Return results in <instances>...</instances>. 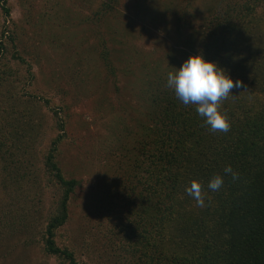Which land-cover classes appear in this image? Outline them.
<instances>
[{
    "label": "rangeland",
    "instance_id": "obj_1",
    "mask_svg": "<svg viewBox=\"0 0 264 264\" xmlns=\"http://www.w3.org/2000/svg\"><path fill=\"white\" fill-rule=\"evenodd\" d=\"M229 1L116 0L106 11L107 0H8V26L26 63L8 55L0 108H33L40 132L25 154L0 149V264H59L38 242L60 196L44 168L54 111L29 93L50 100L68 122L59 162L80 185L61 236L89 264H142L140 252L126 248L135 239L131 228L105 244L96 229L107 221L103 214L111 217L124 206L136 183L132 173L135 160H143L138 147L152 91L196 54L208 23Z\"/></svg>",
    "mask_w": 264,
    "mask_h": 264
},
{
    "label": "trees",
    "instance_id": "obj_2",
    "mask_svg": "<svg viewBox=\"0 0 264 264\" xmlns=\"http://www.w3.org/2000/svg\"><path fill=\"white\" fill-rule=\"evenodd\" d=\"M115 2H103L106 11ZM0 10L1 86L8 55L26 61L15 50L8 0H0ZM195 51L226 69L234 82L241 81V87L232 89L233 95L220 105L229 131H211L195 105L185 106L167 82L160 84L152 91L153 107L138 147L143 160H135L136 183L118 212L102 215L107 221L97 227V237L105 244L117 231L131 228L135 239L126 248L140 252L142 264H264V0L229 1L208 23ZM101 56L115 76L109 53L102 50ZM29 96L43 99L54 111L44 168L48 186L60 191L38 242L59 264H89L60 234L70 221L72 199L80 185L66 176L59 162L68 122L50 100ZM1 111L6 114L0 121V149L30 151L40 132L39 120L32 118L34 109L1 107ZM229 165L237 173L235 180L223 171ZM215 175L223 176L224 183L214 192L207 185ZM192 180L202 186L203 207L185 191ZM126 237L131 239L128 233Z\"/></svg>",
    "mask_w": 264,
    "mask_h": 264
},
{
    "label": "clouds",
    "instance_id": "obj_3",
    "mask_svg": "<svg viewBox=\"0 0 264 264\" xmlns=\"http://www.w3.org/2000/svg\"><path fill=\"white\" fill-rule=\"evenodd\" d=\"M167 87L174 91L176 98L185 106L195 105L196 113L211 131H229L228 117L220 110V105L230 94L233 95L232 89L241 87V81L234 82L226 69L206 59L203 52L190 55L179 67H172L167 73ZM223 171L226 175L231 174L234 180L237 178V173L230 165ZM223 183V176L215 175L207 187L215 192L221 189ZM185 191L198 206H204V194L198 181L192 180Z\"/></svg>",
    "mask_w": 264,
    "mask_h": 264
}]
</instances>
